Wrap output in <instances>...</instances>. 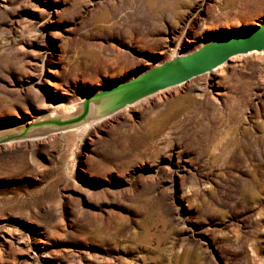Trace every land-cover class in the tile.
<instances>
[{"label":"rangeland","instance_id":"374dc122","mask_svg":"<svg viewBox=\"0 0 264 264\" xmlns=\"http://www.w3.org/2000/svg\"><path fill=\"white\" fill-rule=\"evenodd\" d=\"M262 22L264 0H0V128ZM0 264H264V53L1 143Z\"/></svg>","mask_w":264,"mask_h":264},{"label":"water","instance_id":"95a60500","mask_svg":"<svg viewBox=\"0 0 264 264\" xmlns=\"http://www.w3.org/2000/svg\"><path fill=\"white\" fill-rule=\"evenodd\" d=\"M254 52L264 53V22L259 26L222 32L194 51L174 53L167 61L133 79L112 84L70 104L59 103L51 115L30 125L2 127L0 144L51 132L88 130L131 104L210 73L232 57Z\"/></svg>","mask_w":264,"mask_h":264},{"label":"bare ground","instance_id":"6f19581e","mask_svg":"<svg viewBox=\"0 0 264 264\" xmlns=\"http://www.w3.org/2000/svg\"><path fill=\"white\" fill-rule=\"evenodd\" d=\"M183 36V35H182ZM179 42V41H178ZM250 54H252V53H249V54H247V55H250ZM254 54H255V52H254ZM260 54H262V53H260ZM236 57H239V56H236ZM236 57H232L231 59H236ZM230 59V60H231ZM225 66V64H223V65H221V66H219V67H217L216 69H214V70H212L210 73H206V74H204V76H209L212 72H214V71H216V70H218V69H220V68H222V67H224ZM182 85V84H181ZM70 104V103H69ZM49 107V106H48ZM132 107V106H131ZM102 123V122H101ZM99 123H97L96 125H98ZM96 125H94V126H96ZM90 137V136H89ZM89 139V138H88Z\"/></svg>","mask_w":264,"mask_h":264}]
</instances>
